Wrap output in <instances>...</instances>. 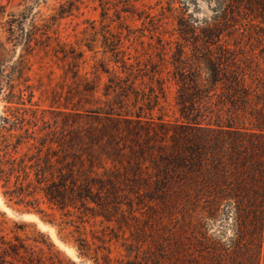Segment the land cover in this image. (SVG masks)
I'll return each instance as SVG.
<instances>
[{
	"label": "rangeland",
	"instance_id": "374dc122",
	"mask_svg": "<svg viewBox=\"0 0 264 264\" xmlns=\"http://www.w3.org/2000/svg\"><path fill=\"white\" fill-rule=\"evenodd\" d=\"M257 1L0 0V114L44 129L54 176L66 148L91 181L73 207L36 194L40 214L0 193V255L13 244L14 264H264V206L233 208L264 193ZM35 150L30 139L20 152Z\"/></svg>",
	"mask_w": 264,
	"mask_h": 264
},
{
	"label": "trees",
	"instance_id": "16d2710c",
	"mask_svg": "<svg viewBox=\"0 0 264 264\" xmlns=\"http://www.w3.org/2000/svg\"><path fill=\"white\" fill-rule=\"evenodd\" d=\"M257 2L259 7L264 6V0H258ZM227 5L228 3L224 4L223 10L226 11ZM240 80L242 82L244 79L241 78ZM37 130L42 131L44 129L25 127V117H22V115L0 114V193L2 197L12 204L22 206V210L37 214H40L43 210L36 205V194L45 196L48 201L57 204L61 208L73 207L77 204V201L85 204L86 201L91 199V181L86 171L81 166L73 163L80 162L78 154L64 148L62 155L59 156L60 167L54 176L49 158L47 156L44 158V131L40 135H36ZM251 135L254 137L259 136L256 133ZM30 139H32L36 150L32 153L20 152L21 146ZM253 169L258 171L256 165ZM261 173H263V170H261ZM55 178L56 180H54ZM233 198H235L234 209L238 208L239 201L252 199L253 206L256 205L259 209L264 206V193L258 189H253L251 196L247 193V195H234ZM258 236L261 238V227H259ZM0 238V243H3L2 236ZM238 247L239 245H236V250ZM21 248L27 253L24 246ZM13 254L19 255V248L16 245L10 244L9 249H2L0 264H6L7 262L14 264L7 259L8 255L13 256ZM246 260L250 261L251 259L249 257Z\"/></svg>",
	"mask_w": 264,
	"mask_h": 264
}]
</instances>
